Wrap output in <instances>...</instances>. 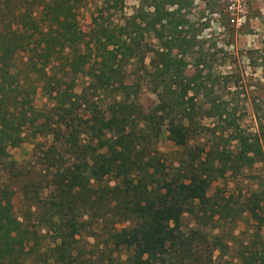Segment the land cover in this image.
Here are the masks:
<instances>
[{
	"label": "trees",
	"instance_id": "16d2710c",
	"mask_svg": "<svg viewBox=\"0 0 264 264\" xmlns=\"http://www.w3.org/2000/svg\"><path fill=\"white\" fill-rule=\"evenodd\" d=\"M101 1L110 15L119 10L118 0ZM45 5L41 16L13 13L0 29V79L13 74L17 56L25 55L22 71L0 82L1 169L8 167L19 181L23 172L8 162V149L22 144L30 126L51 137L38 158L47 184H23L19 212L13 190L0 184V264H175L183 254L184 215L212 183L253 169L264 157L263 139L243 130L237 109L218 95L224 78L215 74L213 57L192 46L185 33L184 1L145 0L124 24L96 20L91 33L78 26L73 4ZM152 37L159 50L147 42ZM150 53L153 66L166 62L165 71L145 66ZM141 64L142 69L127 71ZM78 76L89 83L81 95L74 93ZM144 83L156 95L153 108L138 101ZM111 89L116 97L105 110L88 96ZM38 91L54 101L51 114L36 109ZM199 95L208 101V115L224 124L220 135L213 131L212 142L200 141L203 128L194 102ZM80 108L92 116L72 117ZM166 125L184 152L171 166L173 173L158 156ZM254 179L248 197L216 202L230 220L246 214L257 224L256 241L242 249L240 264H264V176ZM120 224L128 226L118 230ZM121 246L125 259L114 254Z\"/></svg>",
	"mask_w": 264,
	"mask_h": 264
},
{
	"label": "rangeland",
	"instance_id": "374dc122",
	"mask_svg": "<svg viewBox=\"0 0 264 264\" xmlns=\"http://www.w3.org/2000/svg\"><path fill=\"white\" fill-rule=\"evenodd\" d=\"M59 1L0 0V29L3 24H8L13 13L27 11V13L41 16V13L46 12L44 10L46 3L56 4ZM118 1L119 10L110 15L113 11L108 10L101 0H64L67 5H74L78 26L85 33L92 32L96 27V20L104 21L106 25L124 24L145 2V0ZM182 1H184L182 13L189 21L185 33L189 36L192 46L202 50L204 55L212 56L215 74H220L224 78L222 83L216 86L218 95L222 100L231 104V108L237 109L236 117L241 128L253 134H259L264 145V0ZM170 9L176 10L177 6ZM48 12L49 9H47ZM147 42L150 45L153 44L155 50H159L158 40L152 37L147 38ZM23 57H25L24 54L17 56L18 67L7 78L2 79L1 77V83H6L10 76L22 71ZM153 58L154 53H150L145 59V66L151 72H156V69L165 71L162 68L166 62L159 60L158 64L155 63L153 66L151 61ZM187 62L189 63L188 74L191 75L194 73V59L191 55L187 57ZM141 66L138 68L129 66L127 71L130 73L133 69L140 70L144 65L141 64ZM155 66L157 67L154 69ZM127 78L132 81L134 77L128 76ZM88 85V79L82 76L76 77L74 93L83 94ZM147 86L144 83L143 90L137 97L146 109L153 108L157 102L155 93ZM114 90L111 89L105 94L98 95V98L94 97L91 92H88V96L91 99L94 98L99 109L105 110L114 104L116 97ZM118 96L119 101L122 97ZM189 96H193V93ZM194 102L198 108V119L203 128L200 141L202 143L212 142L211 140L215 138L213 131L216 132V136L220 135V132L224 130V124L208 115L209 104L203 95L197 96ZM34 105L39 112L47 115L51 114L50 109L53 108L54 101L38 91ZM71 116H76L79 121H85L92 114L87 108H80ZM38 120L39 117L35 122L36 125ZM227 135L229 134L225 133V138ZM169 136L170 131L166 125L157 149L158 156L167 164L170 173H173L171 166H177L176 160L184 152L174 145ZM50 143L51 137L36 134V129L30 126L24 130L22 144L17 148L8 149L10 154L8 162H14L18 171H22L23 174L18 181L11 169L0 167V184L13 190L15 195H11L18 212L23 207L20 203L19 188L23 184H41L45 178V171L42 175L39 172L40 159L38 158L43 147ZM259 175L264 176V157L253 169L243 171L242 175L238 177L228 175L224 180L214 182L209 186L205 198L195 202L193 208L183 217L185 238L179 244L183 254L177 255L175 264H240L242 249L248 245H254L256 241L254 236L257 232V224L246 214L237 220H230L216 202L218 200L221 202V197H231L233 202L248 197L250 191L256 188L254 178ZM42 184L47 183L42 182ZM110 184L114 185V182ZM126 226L128 224H120L117 228L122 230ZM260 235L264 242V225L261 227ZM84 240L93 243L88 236ZM47 242L46 240L45 244ZM113 249L117 250L116 247ZM126 251L124 246H121L119 251H114V254L119 252L123 254L122 259H125Z\"/></svg>",
	"mask_w": 264,
	"mask_h": 264
}]
</instances>
